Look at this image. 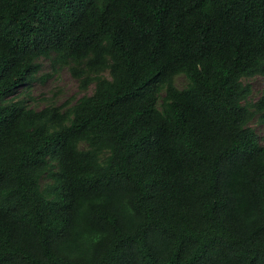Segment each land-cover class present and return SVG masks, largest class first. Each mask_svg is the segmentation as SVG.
<instances>
[{
  "label": "trees",
  "instance_id": "1",
  "mask_svg": "<svg viewBox=\"0 0 264 264\" xmlns=\"http://www.w3.org/2000/svg\"><path fill=\"white\" fill-rule=\"evenodd\" d=\"M257 75L264 0H0V264H264Z\"/></svg>",
  "mask_w": 264,
  "mask_h": 264
},
{
  "label": "rangeland",
  "instance_id": "2",
  "mask_svg": "<svg viewBox=\"0 0 264 264\" xmlns=\"http://www.w3.org/2000/svg\"><path fill=\"white\" fill-rule=\"evenodd\" d=\"M41 64V71L36 75L32 87L28 88L31 95L28 102L31 107L43 109L49 104L61 105L69 100L77 101L84 94L80 89L79 81L67 67H54L46 59L42 60ZM249 82L253 90L251 101L255 102L264 93V76L257 75L250 78ZM176 84L180 88H184L187 85V79L184 75H180L176 78ZM91 91L92 87L89 92ZM251 126L256 129L261 137L264 136V124L259 119L256 118ZM261 142L264 144L263 139Z\"/></svg>",
  "mask_w": 264,
  "mask_h": 264
}]
</instances>
